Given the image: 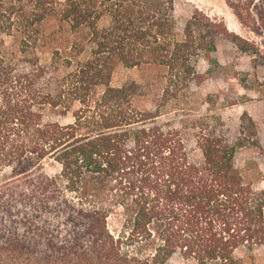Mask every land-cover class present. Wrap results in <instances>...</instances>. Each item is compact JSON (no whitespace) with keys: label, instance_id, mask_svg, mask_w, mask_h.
Instances as JSON below:
<instances>
[{"label":"trees","instance_id":"trees-1","mask_svg":"<svg viewBox=\"0 0 264 264\" xmlns=\"http://www.w3.org/2000/svg\"><path fill=\"white\" fill-rule=\"evenodd\" d=\"M226 1L264 36V0ZM199 14L180 27L177 0H0L16 38L0 45V264H245L237 251L264 245V192L235 164L253 119L233 140L218 115L178 114L203 80L193 56L215 61L227 33ZM49 18L74 38L44 62ZM118 64L158 69L154 110L151 82L112 84Z\"/></svg>","mask_w":264,"mask_h":264},{"label":"rangeland","instance_id":"rangeland-1","mask_svg":"<svg viewBox=\"0 0 264 264\" xmlns=\"http://www.w3.org/2000/svg\"><path fill=\"white\" fill-rule=\"evenodd\" d=\"M196 11L200 12V17L211 16L223 21L227 33H215L217 50L212 54L215 61H209L204 52L193 56L192 62L203 80L202 83L192 84L185 97V104L179 105L178 114L183 116L200 112L218 115L222 118L218 123L219 127L226 129L229 137L234 140L240 136L242 114L247 112L253 119L254 126L250 131V140L239 148L235 164L255 190L264 192V59L254 61L250 54L240 50V36L258 42L261 46H264V36L244 26L226 0H177L180 27ZM104 24L106 20H103L102 25ZM42 28L47 40L39 46L38 53L42 61L46 62L51 58L55 46L74 36L58 18L47 19ZM2 40L6 46H16V38L12 36L0 34V45ZM158 79L159 71L156 68H130L118 64L113 72L112 84L121 86L136 81L146 85L151 82L154 87L146 91L140 99V105L154 110L161 93ZM47 116L62 119L52 112H47ZM178 117L175 118V124H179ZM71 119V116H67L64 121ZM50 168L53 169L52 166ZM118 217H112V221ZM237 254L244 259L245 264H264V245L256 246L253 250L242 247ZM172 261L173 264H193L178 254Z\"/></svg>","mask_w":264,"mask_h":264}]
</instances>
